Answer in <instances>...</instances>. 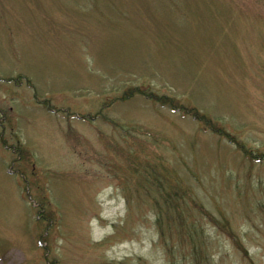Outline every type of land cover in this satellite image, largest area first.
Masks as SVG:
<instances>
[{
    "label": "rangeland",
    "instance_id": "374dc122",
    "mask_svg": "<svg viewBox=\"0 0 264 264\" xmlns=\"http://www.w3.org/2000/svg\"><path fill=\"white\" fill-rule=\"evenodd\" d=\"M0 264H264V0H0Z\"/></svg>",
    "mask_w": 264,
    "mask_h": 264
},
{
    "label": "trees",
    "instance_id": "16d2710c",
    "mask_svg": "<svg viewBox=\"0 0 264 264\" xmlns=\"http://www.w3.org/2000/svg\"><path fill=\"white\" fill-rule=\"evenodd\" d=\"M2 81V80H1ZM172 107V106H171ZM180 109L183 111V112H185V113H189L190 114V112H192V110H188L187 108H182V107H180ZM193 116L194 117H196V119L198 118L196 115V112L193 110ZM203 118V124H204V126L209 130V131H211V132H213V133H217L218 135H221V136H225V137H227V135L228 134H226V133H224V132H222V131H220V129L219 128H216V127H214L213 125H212V121H209V120H206L204 117H202ZM233 141V140H232ZM234 144H237L236 142H234ZM251 158V157H250ZM191 238L193 239V236H191ZM196 249H197V247H194V250H195V252H194V254H193V256L194 257H196V259H197V261L199 260V258H201V256L203 257V254H198V253H196Z\"/></svg>",
    "mask_w": 264,
    "mask_h": 264
}]
</instances>
